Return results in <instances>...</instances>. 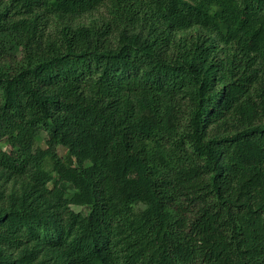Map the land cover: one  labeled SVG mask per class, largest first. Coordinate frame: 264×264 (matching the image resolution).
Wrapping results in <instances>:
<instances>
[{"label": "trees", "instance_id": "obj_1", "mask_svg": "<svg viewBox=\"0 0 264 264\" xmlns=\"http://www.w3.org/2000/svg\"><path fill=\"white\" fill-rule=\"evenodd\" d=\"M0 182V264H264V0H0Z\"/></svg>", "mask_w": 264, "mask_h": 264}, {"label": "rangeland", "instance_id": "obj_2", "mask_svg": "<svg viewBox=\"0 0 264 264\" xmlns=\"http://www.w3.org/2000/svg\"><path fill=\"white\" fill-rule=\"evenodd\" d=\"M42 137L43 138H47V135H46V133L44 132L43 134H42ZM60 151H61V153H64V149L63 148H60ZM4 179V178H3ZM1 183V182H0ZM6 185H8L7 183H6ZM9 185H12V183H10ZM143 207L144 206V204H140L138 207ZM77 209H81V207L80 206H77L76 207Z\"/></svg>", "mask_w": 264, "mask_h": 264}]
</instances>
